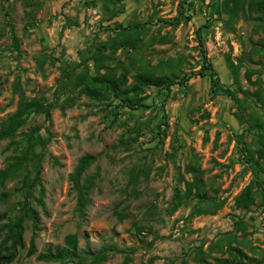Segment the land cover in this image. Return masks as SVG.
Listing matches in <instances>:
<instances>
[{
	"label": "rangeland",
	"instance_id": "rangeland-1",
	"mask_svg": "<svg viewBox=\"0 0 264 264\" xmlns=\"http://www.w3.org/2000/svg\"><path fill=\"white\" fill-rule=\"evenodd\" d=\"M247 2L243 0L241 15L230 28L226 13H220L219 0H124L107 7L103 0H0V121L17 109L22 96L53 101L66 61L79 64L76 72L87 69L93 74L91 54L100 43L118 38L120 32L127 34L128 45L114 52L106 48V54L111 52L107 67L125 71L128 84L134 82L138 70L170 73L177 58L182 59V73L198 70L204 46L221 83L244 98V90L260 86L244 77L246 69L261 71L252 75L253 80L264 78L262 65L255 62L264 57L254 51L258 47L264 53V20L258 18L259 12L248 9ZM117 9L119 14L113 16ZM203 24L207 25L202 33L204 45L197 34ZM161 38L167 42H158ZM226 54L235 63L243 57L238 82L226 63ZM261 86L264 89V81ZM79 90L58 91V106L49 116L32 113L17 131L15 144L10 139L0 141L3 169L18 154L16 148L26 145L31 129L39 127L44 140L36 147L42 155L43 205L31 201L40 213L36 252L27 254L33 233L27 219L25 247L11 264H47L38 255L47 248L64 247L69 233L77 234L81 253L109 246L124 251L134 248L130 264H144L150 258L152 264H181L183 260L201 264L198 248L210 253L204 257L217 264L216 258H231L227 252L230 244L253 257L252 264L264 262V192L254 187L259 193L254 204L235 205L236 196L256 177L242 158L240 141L252 147L255 142L237 118L234 100L211 90L208 72L191 77L187 88L174 85L168 96L164 89L148 87L143 106L125 107L115 119L103 104ZM250 103L247 114L253 109L263 114L264 106L259 104L257 109ZM165 112L168 126L162 125L166 136L160 141L158 125ZM87 153L97 155V160L82 177L94 179L82 212L71 173ZM187 165L202 169L206 198L191 196L169 213L175 190L185 188L181 177H192L185 171ZM29 169L33 170L31 165ZM22 176H11L0 185V197L2 192L9 193L6 200L0 198V214H7L0 217V227L19 214ZM258 176L264 180V173ZM33 194L39 196L38 187ZM212 202L220 205L210 206ZM207 205L206 212L193 213L194 207ZM240 222L244 229H238ZM138 225L143 226L141 232ZM124 257L121 252L112 253L104 263L125 264Z\"/></svg>",
	"mask_w": 264,
	"mask_h": 264
},
{
	"label": "trees",
	"instance_id": "trees-1",
	"mask_svg": "<svg viewBox=\"0 0 264 264\" xmlns=\"http://www.w3.org/2000/svg\"><path fill=\"white\" fill-rule=\"evenodd\" d=\"M104 5L107 7L108 4L121 3L124 0H103ZM220 13L224 12L227 15L225 19L226 25L233 28V24L238 19L242 12L243 0H219ZM89 4V3H88ZM247 7L250 11L259 12V19L264 20V0H248ZM119 10L113 11V16L119 14ZM182 13L178 14L176 20L181 17ZM207 25H201L198 30V38L202 45L203 28ZM118 28H122V25H118ZM132 28H129V32H132ZM118 38H111L110 41L100 43L90 56L94 61L95 72L90 74L87 69L76 72L78 67L77 62L66 61L62 67V79L58 84V91L68 89L73 92L80 88L79 93L85 94L86 96L97 100L103 104L107 114L118 116L120 110L128 107L130 109H137L144 105V100L147 98L145 94L148 87H156L166 90V96L172 90L174 85H179L182 88H187L188 82L193 76H205L207 72L210 75V88L214 93H220L227 95L234 100L238 109L235 112L237 118L242 124L246 126V130L252 134L255 142V147L241 139L240 151L244 162L248 164V167L256 172V177L253 182L249 183L242 192L236 196L235 205L237 207H247L255 203L259 193H256L254 187L260 188L264 192V180L259 178L258 173H264V111L263 114L258 113L256 109L252 110V113L246 112L248 108H251L250 101L256 105L257 109L260 108L259 104L264 106V89L261 84L264 78L258 77L253 80L252 75L254 73H261L259 69L250 68L246 69L244 77L252 84L260 85L259 88L254 91L244 90L245 97H239L236 92L229 86L223 85L220 78L213 67L210 58L207 56V49L202 46V64L198 70L191 71L190 73H182L181 65L182 59L177 58L174 69L170 73H157L152 70H138L134 74V82L128 84V77L125 71L117 72L115 69L108 68L107 63L111 58V52L106 54V48H110L112 52L117 50L119 47H125L128 45L127 34L121 35L118 33ZM119 40V41H118ZM136 42V39L132 40V44ZM160 43H166L165 38L158 40ZM14 44L18 47L17 39L14 40ZM264 45V42H263ZM254 51H257L261 56L264 57V53L258 47H254ZM250 57V56H249ZM226 63L231 70L235 82H238L240 76V68L243 63V57H238V63H235L230 54L225 56ZM250 60L252 58L250 57ZM171 62V61H169ZM262 65L264 70V60L261 58L255 61ZM43 62H41L42 65ZM109 64V63H108ZM104 69V70H103ZM103 70V71H102ZM56 90L54 92L53 101H41L36 98L27 99L22 96L18 101L17 109L8 116L7 119L0 121V141L10 139L11 144H15L14 138L17 131L26 123L28 117L32 113L44 114L49 116L51 111L58 106L57 98L59 93ZM62 109L65 105H59ZM163 126H168L167 113L164 114V119L161 124L158 125L157 134H161L160 141H163L166 136V129ZM39 127L31 129V134L27 139L25 146L16 148L18 151L17 155L9 158V163L3 169H0V185H4L5 181L11 176L22 174L21 190L23 198L19 201L18 211L19 214L14 218L10 219L8 223L0 227V264H11V262L17 257L18 252L21 248L25 247L24 242V231H25V220L31 221L32 226V238L30 241L29 248L27 250L28 255H32L36 252L35 236L39 228L40 213L36 206L31 204L33 199L36 200L37 204L43 205L44 196V185L41 179V153L36 150L38 145L44 144L43 137L39 133ZM134 130L140 133L141 129L139 126H135ZM122 141L129 142V138H122ZM97 160V155L84 154L71 173V179L73 182V189L77 196V207L80 211L84 212L88 203L89 191L93 188L94 179L92 177H86L82 179L85 172L88 170L90 165ZM29 165L33 170L29 169ZM187 173H191V179L185 180L181 177V180L185 183V188L176 189L173 196V206L169 209V213H172L177 209L183 202H187L191 196H197L198 198H206V183L201 177L203 171L200 166L187 165L185 167ZM133 180H137L136 174L133 175ZM39 189V196L36 197L33 192L35 188ZM134 192H136L134 190ZM135 193V195H137ZM9 193L2 192L1 199L6 200ZM262 198V197H261ZM264 199V198H262ZM263 202V201H262ZM222 203V202H221ZM210 206L218 207L220 204L210 203ZM208 205L194 207L193 213L201 214L208 210ZM7 216L6 213L0 214V217ZM239 222H237L238 224ZM244 229V223L240 222L238 229ZM136 229L141 232L143 226H136ZM151 229L149 228V231ZM222 242L218 245L221 247ZM215 249V247H213ZM134 248L130 251H124V249H117L115 246L102 247L99 250L92 251L87 250L81 253L78 249V237L76 233H69L65 236V246L58 247L55 250L47 248L45 251L38 255V258L47 262V264H69L76 260L77 264H82L84 260H89V264H105L104 261L107 259L109 254L121 252L125 254V264H130L133 260L132 253ZM227 252L230 254L229 257L216 258L217 264H252L251 260H255L253 257H249L242 248L230 244L227 248ZM206 253L202 248H198L196 256L199 258L201 264H212L208 261L204 255ZM243 258H247L249 261H244ZM153 259L150 258L144 264H152ZM181 264H188L186 260H183ZM264 264V262L259 263Z\"/></svg>",
	"mask_w": 264,
	"mask_h": 264
}]
</instances>
